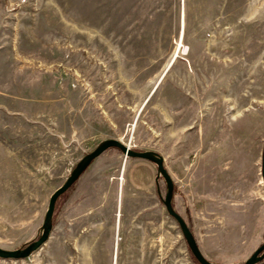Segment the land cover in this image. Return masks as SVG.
<instances>
[{
    "label": "rangeland",
    "instance_id": "obj_1",
    "mask_svg": "<svg viewBox=\"0 0 264 264\" xmlns=\"http://www.w3.org/2000/svg\"><path fill=\"white\" fill-rule=\"evenodd\" d=\"M106 140L163 157L204 255L244 264L247 230L264 233V0H0V248L39 239ZM157 177L107 150L43 247L0 264H113L117 232L118 264H199Z\"/></svg>",
    "mask_w": 264,
    "mask_h": 264
},
{
    "label": "water",
    "instance_id": "obj_2",
    "mask_svg": "<svg viewBox=\"0 0 264 264\" xmlns=\"http://www.w3.org/2000/svg\"><path fill=\"white\" fill-rule=\"evenodd\" d=\"M118 149L120 150L126 158H135L149 161L157 166L158 177L163 178L166 186L167 193L165 199L163 200L165 208L168 214L175 219L178 223L182 234L189 246V249L197 262L199 264H215L207 260L202 254L199 245L196 241V238L189 228L185 220L180 216L173 206L175 184L165 168L164 159L155 152H138L132 150L130 146H126L118 140H106L102 142L98 148L92 153L84 157L74 168L71 175L66 180L65 184L57 189L54 194L51 196L49 201L48 210L44 220L41 236L38 240L30 243L27 247L19 250L9 251L0 248V258L1 259H12V260H22L30 257L35 252L40 250L43 245L49 240L51 232L53 230V217L56 208V204L59 198L68 192L81 178V176L86 172V170L91 166V164L100 157L104 152L109 149ZM262 180L264 182V150L262 156ZM264 260V244H262L245 262L244 264H260Z\"/></svg>",
    "mask_w": 264,
    "mask_h": 264
},
{
    "label": "bare ground",
    "instance_id": "obj_3",
    "mask_svg": "<svg viewBox=\"0 0 264 264\" xmlns=\"http://www.w3.org/2000/svg\"><path fill=\"white\" fill-rule=\"evenodd\" d=\"M183 13V31H182V37H181V40L180 41H178V47H177V50H176V52H175V54H174V56H173V58H172V62H174V61H176V58H178L179 57V55H180V53H181V51H182V48L184 47V45H183V40H184V29H185V12H184V10L182 11ZM182 28V27H181ZM170 66V65H169ZM168 66V67H169ZM162 77H164V74H163V76ZM124 174L122 175V178L120 179L121 180V184H122V188H123V181H124ZM121 195H122V193H120ZM120 197V196H119ZM120 199H122V196H121V198ZM120 204H121V201H120ZM116 220H117V226H118V231H119V228H120V225H121V220H122V214H121V211H119V212H117V215H116ZM117 235H118V237H117ZM119 232H117V234H116V237H115V244H114V256H113V264H118V252H119Z\"/></svg>",
    "mask_w": 264,
    "mask_h": 264
},
{
    "label": "crops",
    "instance_id": "obj_4",
    "mask_svg": "<svg viewBox=\"0 0 264 264\" xmlns=\"http://www.w3.org/2000/svg\"><path fill=\"white\" fill-rule=\"evenodd\" d=\"M247 237H246V240H247V246H248V249H247V252L245 254L244 257V260L246 261L264 242V233H261L260 235L256 234V235H251L249 233V231L247 230ZM194 234V233H193ZM249 234H250V238H249ZM195 236V234H194ZM196 238V236H195ZM196 241L198 243V240L196 238ZM199 245V244H198ZM200 248V247H199ZM201 250V249H200ZM202 254L204 255L203 251L201 250ZM204 257L207 259V260H211V262H214L212 259H208L206 257V255H204Z\"/></svg>",
    "mask_w": 264,
    "mask_h": 264
},
{
    "label": "built area",
    "instance_id": "obj_5",
    "mask_svg": "<svg viewBox=\"0 0 264 264\" xmlns=\"http://www.w3.org/2000/svg\"><path fill=\"white\" fill-rule=\"evenodd\" d=\"M260 264H264V260Z\"/></svg>",
    "mask_w": 264,
    "mask_h": 264
}]
</instances>
